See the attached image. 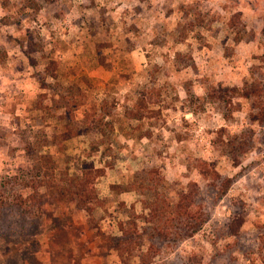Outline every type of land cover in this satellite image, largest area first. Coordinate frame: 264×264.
<instances>
[{"label": "rangeland", "instance_id": "obj_1", "mask_svg": "<svg viewBox=\"0 0 264 264\" xmlns=\"http://www.w3.org/2000/svg\"><path fill=\"white\" fill-rule=\"evenodd\" d=\"M32 1L0 0L14 74L45 51ZM92 4L75 77L0 79V264H264V0Z\"/></svg>", "mask_w": 264, "mask_h": 264}, {"label": "crops", "instance_id": "obj_2", "mask_svg": "<svg viewBox=\"0 0 264 264\" xmlns=\"http://www.w3.org/2000/svg\"><path fill=\"white\" fill-rule=\"evenodd\" d=\"M93 0H43L39 1V3H36L35 1L31 2L32 11L35 12L32 14V19L29 20V25H31L30 29H37L39 30L43 36L45 51H35L32 55L29 56V54H26L24 52H18L15 57L17 59L21 60H28L32 63V69L33 72L36 71V75L33 74L32 71L28 72L27 74L19 73L14 74L13 72H8V70L5 71V64L2 63L0 60V79H4V81L8 82L15 81V75L17 77L19 75H22V77H26L24 81L28 83L29 85H25L24 83H21V91L23 92H31L32 91H39L41 92L40 84L42 76H49L50 79L53 81H58L60 85H64L66 83V78L69 77V74L73 75L75 77V72L70 71V66L72 65V61H81L78 58V53L76 52L77 49H73V45L79 44L81 45L83 42L87 41V33L84 32V29L86 28V22H87V14L88 7L93 6ZM27 6H29V3H27ZM65 15H64V14ZM63 14V15H61ZM76 14V15H75ZM36 15V17H35ZM23 24L19 25L20 28H23L21 30L29 29V27H22ZM26 25V24H25ZM71 29H78L79 32H72ZM75 39L74 44L68 40L66 42V39ZM57 39V40H56ZM59 39H62L59 40ZM59 40V41H58ZM61 41V42H60ZM67 43V44H66ZM80 49L83 46H79ZM75 50V51H74ZM82 50V49H81ZM54 61L55 62V68L51 70V73L46 74V68L47 65H49V62ZM43 63V64H42ZM42 65V68L40 66ZM7 68V67H6ZM114 66L111 65L109 67H105L99 62H96L95 67L90 69L91 78L98 80L99 82H108L109 79H111L113 75ZM39 71V74H38ZM120 74V72H119ZM70 75V76H71ZM10 78V79H9ZM14 78V79H12ZM38 78V79H37ZM22 79V80H23ZM3 82V81H2ZM11 82H9L10 85ZM26 86V88H25ZM53 95L49 97L50 102H54L53 98L60 96L59 91H55V89H52ZM43 92V91H42ZM98 93V92H97ZM117 93V92H116ZM62 96L65 98L69 97V93L65 91L63 88ZM26 96H24V99ZM29 96H27V99ZM2 99V96L0 100ZM52 107V106H51ZM49 107V110L55 111L56 107ZM76 109V107H74ZM58 109H61L59 115H57V121L58 123H61L62 121L64 127L69 123L67 120L68 111L70 109H73V106L70 105L67 101H64L63 106L58 107ZM78 109V108H77ZM56 123V122H55ZM57 125V123H56ZM56 131V129H54ZM116 132V130H115ZM79 134V133H78ZM78 134H71L64 138L63 141H70V138L75 139H82V135ZM124 132L119 131L117 133V137H122L123 139L129 141L131 137L126 136L124 137ZM122 168V166H119ZM111 184V182H110ZM110 184H108V191H110ZM103 226L106 225L108 227H111L113 229L115 227L114 221L102 219Z\"/></svg>", "mask_w": 264, "mask_h": 264}, {"label": "trees", "instance_id": "obj_3", "mask_svg": "<svg viewBox=\"0 0 264 264\" xmlns=\"http://www.w3.org/2000/svg\"><path fill=\"white\" fill-rule=\"evenodd\" d=\"M247 95H248V94H247ZM69 111H71V109H70ZM261 115H262V116L264 115V109L262 110ZM66 117H67V116H66Z\"/></svg>", "mask_w": 264, "mask_h": 264}]
</instances>
